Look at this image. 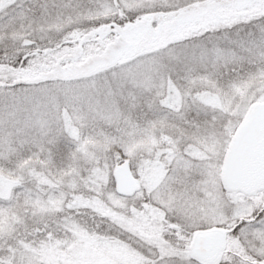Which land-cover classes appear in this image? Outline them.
<instances>
[{
  "label": "snow or ice",
  "instance_id": "1",
  "mask_svg": "<svg viewBox=\"0 0 264 264\" xmlns=\"http://www.w3.org/2000/svg\"><path fill=\"white\" fill-rule=\"evenodd\" d=\"M0 264H264V0H0Z\"/></svg>",
  "mask_w": 264,
  "mask_h": 264
}]
</instances>
